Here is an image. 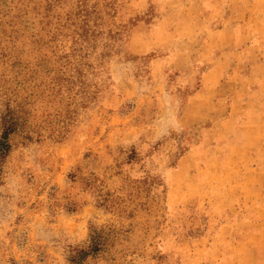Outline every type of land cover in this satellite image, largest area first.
Segmentation results:
<instances>
[{
  "label": "rangeland",
  "instance_id": "374dc122",
  "mask_svg": "<svg viewBox=\"0 0 264 264\" xmlns=\"http://www.w3.org/2000/svg\"><path fill=\"white\" fill-rule=\"evenodd\" d=\"M48 1L0 0V99L70 45L51 36L77 0ZM88 5L96 97L65 92L13 139L0 264H70L92 228L108 241L83 264H264V0Z\"/></svg>",
  "mask_w": 264,
  "mask_h": 264
},
{
  "label": "trees",
  "instance_id": "16d2710c",
  "mask_svg": "<svg viewBox=\"0 0 264 264\" xmlns=\"http://www.w3.org/2000/svg\"><path fill=\"white\" fill-rule=\"evenodd\" d=\"M52 1L61 4L64 0L48 1V10L52 7ZM88 2L89 0H77L71 11L66 14L64 23L61 14L56 16V27L51 38L55 39V42L60 36L70 42L67 51L60 56L56 55L55 59L51 57L36 63L34 71L36 82L30 91L20 89L14 96L5 94L0 99L3 105L0 111V178L3 164L13 150V139L26 132L31 111L38 106L62 104L65 101V92L80 95L83 98L82 105H85L87 100L95 99L96 93L89 89L85 69L90 66L88 58L95 49L96 39L102 34L97 30L101 25L97 21H103L102 25H105L106 21L96 10L89 8ZM120 34L121 32L112 28L109 30V37L115 41L120 39ZM72 58H76V61ZM40 109L37 108V111ZM67 131H53L51 135L56 139H64ZM107 241L108 233L105 229L92 228L90 245L86 249H73L68 256L69 263L83 264L88 258L99 254Z\"/></svg>",
  "mask_w": 264,
  "mask_h": 264
}]
</instances>
